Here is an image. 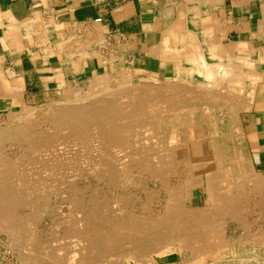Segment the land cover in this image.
<instances>
[{
    "label": "bare ground",
    "instance_id": "6f19581e",
    "mask_svg": "<svg viewBox=\"0 0 264 264\" xmlns=\"http://www.w3.org/2000/svg\"><path fill=\"white\" fill-rule=\"evenodd\" d=\"M261 1L263 3V12H264V0H261ZM176 2L177 1L174 0V2L169 3V7L164 9L161 12V18H160V21L163 24H167L172 29V30H170L171 35L170 36L167 35V37H165L163 39V42H162L163 50H168L171 47H175L178 49L179 55H180V59L179 60L176 59V61H178V69H176V74H175L174 78H175V80L178 78L179 80L187 81V80L195 79L194 76L196 75V76H199V77L204 79L202 82L200 81V84L198 83V85H202L204 87L205 86L210 87V85L214 86L213 85L214 81H215V86H216L217 85V79H218L217 77L220 76V74H224L225 76L220 78L221 80L219 82L221 83L225 79L226 80L228 79V81L232 82V85L230 88L229 87H228V89L226 88L227 90H224L225 88L221 89L222 91L218 89L219 93H217L216 95L215 94L211 95V94L207 93V95H210V96H206L205 95L206 93L204 91H203L202 95H201V92L198 91L199 86H198V88L195 86V88H197V91L200 93V95H199L200 97H197L195 99H199V100L203 99L204 100V98L209 97L211 99L217 100V104L214 105L216 107V109H213V111L209 110V112L210 113L217 112V113H221L224 115L226 110H227V114L229 111L231 116L229 117L227 122L229 123V121H230V123L229 124L224 123V125L222 124L223 126L219 125V121L223 120L225 122L227 117L224 116L222 118V120H216V118L211 116V114H209V116L206 114V113H209L208 110H206V113L197 111L198 109L194 110L193 105L194 104L196 105V102L192 103V102L182 101V99H180L181 98L180 95H176V94L172 93L173 92L172 90H176V91H178L179 89L183 90V88H180L182 86L177 87V86L173 85L172 87L171 86L167 87L168 89L169 88L171 89L168 91H166V89L165 90L162 89L161 86L160 87L159 86L154 87V86H150V85H148V86H146V85H135V86H133L132 82H131V80H132L131 75L132 74L128 75L126 72L128 70H124V68H123L120 72L121 75H119V76L115 77V75H117V74L113 69H106L108 71L105 72L104 75L99 76L97 74V75H94V78H93L94 84H96V86H100L102 88V89H100V90H102L101 91L102 95L103 94L112 95V97H114V95L119 96L118 99L122 100L121 103L116 102V101H118V100H116L117 98L115 99L116 101L112 102V101L108 100L109 98H103L102 97L101 99H98V100L94 99L96 101L89 102L85 105L84 104H69L71 106H65V107L62 105L64 107V109L62 108V111L60 110L56 116L51 117L52 118L51 123L54 125L52 127L57 128V129H59V127H60L61 129H65L66 131L68 130L67 133H70V135L73 137L72 138L73 140H80V139L82 140L83 138L87 139L88 137H90L89 135H90V133H92L91 127H93L92 126L93 123L101 122L102 125H104L106 123V125L108 126V125H110V122L116 121L115 120L116 118L122 119V117H123V119H122V123H123V120L128 118V117L130 119V116H134V117L143 116L144 117V116H146V114L148 113V110H149L151 112V114L148 113L149 116L151 115L150 117H148L149 122L150 123L153 122L152 124H154V122H156L157 124H160L159 127L161 129H164V128L166 129V127H167V129L170 128L172 130V133L167 135L168 139H166V141L164 142L165 143V149H167V150H165L163 148L165 151H163V154H161V155L159 154L160 159H157L158 164L151 166V167L148 166L150 168L149 172H151L150 174H152V175H150L148 172L147 173L150 176H153L156 179L161 180L162 184H165L166 182H168L167 179L165 178V173L167 174V171L170 168V166H173L174 168L175 167L180 168V166H181L183 169H185L187 171L189 168H192V167L195 168L194 172L196 175L205 174V177L203 178V181L201 180V178H200L201 176H200L199 178H192L188 182L190 183L191 186H194L192 188H196V186H203V190L207 195V202L209 204L207 206L209 208L208 211H211V212L215 211L216 212V211L222 210V212L225 211L224 213H226V214L231 213L232 218H233L232 220L233 221L235 220L236 221L235 223L239 222L238 225H240L242 227L246 226L248 224L247 227H250V229H251L252 222H251V225H249V222L247 223V222H241L240 220H237V218L238 217L240 218L241 215L238 216L239 214L236 215V213H237L238 209L240 208V205H242L241 203L247 201L248 204H250L249 202L252 200L251 197L254 195L256 196V199H258V200H256L258 202L257 206H256V208L258 209V212H259V210L262 209L263 197H261V193L264 192V190H263L261 185L256 184L252 187V185L254 184L253 180H257V181H255V183L260 181L261 184H262V181H261V179L257 178L258 175L253 172L251 166L249 167V172H245L244 174L243 173L241 174L242 169L239 167V165L241 164V161L237 155V150L234 148L235 145L233 146V142H232L233 139H230L233 136L230 133H227V132L225 133L224 131H228L231 128L235 129V127H237V125L235 126V124L238 121L237 118L239 116H237V115L239 114L240 111H243V110L250 111L252 109L253 104L255 102V98H256V86L260 82L264 81V78H263L264 77V69H255L256 63L249 60L248 56L250 53V51H249L250 44H248L246 42H238V43L237 42H231L230 44L226 45L223 43L222 40L224 38H226V32L228 30L222 29L225 27V25L221 23V20L217 16L218 13H216V12L219 10H222V5L224 3V0H187V1L182 2V3L181 2L176 3ZM119 18H121V16H119ZM226 22H228V20H226ZM187 24L193 25L195 30H188L186 28ZM227 27L229 29L232 28L229 26H227ZM261 27L262 28L264 27V20L261 22ZM148 28H150V27H148ZM238 28H240V27H238ZM62 35H64V33ZM87 35H85V36L88 37ZM133 41H134V39H133ZM159 43H160V41H159ZM103 44H104V39H103L102 35L101 36L93 35L88 40H81V39L75 38V37H73V39L66 40V37H64L63 39H61L59 41V43L56 45L55 49L62 51L65 54V57L69 58L71 60V62H73L74 65H78L79 63L80 64L85 63L86 57L89 55L94 56V54H97L98 57H95V56L94 57L100 63L102 61V59L100 57V54H98L97 50ZM119 44H120V49H122L121 54H120L121 55L120 57L122 59V57L125 54L124 52L126 51L125 48L127 46L122 48V46H121L122 44L121 43H119ZM67 45H68V50H66ZM237 51H239L242 54V57L239 59L240 62L238 61V58L235 57V55L237 54L236 53ZM262 53H264V52H262ZM208 55L210 57L209 59H208ZM159 56H160V54H159ZM159 56L156 58H159ZM161 56H163V55H161ZM263 57H264V55H263ZM111 59H113V58H111ZM172 61H174V60H172ZM168 62H169V60H168ZM260 64L264 65L263 59H261ZM125 69H131V68L129 67V68H125ZM242 69H248V70H242ZM75 70H77V69H75ZM104 71H105V69H104ZM138 71H140V70H138ZM226 74H228V75H226ZM170 76H171V74H170ZM227 76L231 77V78H227ZM19 77H22V76L20 75ZM252 77H255L256 79H258V81H256L255 85L252 82H250V84H248V85L246 84V86H245L244 78H248L250 80ZM112 78H113V81L110 80ZM123 84H125V85H123ZM128 84H131L132 86L128 85ZM136 84H137V82H136ZM152 85H154V84H152ZM186 85L188 86V83ZM59 86H60L59 88H62L64 86L63 81H62V84H60ZM162 87H166V85L162 86ZM185 89H186V87H185ZM187 89H188V87H187ZM22 90H24L23 84L21 82H17L14 84V87H11V85H10V87H8V89L5 91L6 95H4V97H11L13 99V107H14L15 111H17L19 108L21 111L23 109L27 108L26 103H25L26 100L24 101V99H23ZM236 90L238 92H236ZM186 92H187V90H186ZM206 92H208V91H206ZM175 93H177V92H175ZM183 93H185V92H183ZM98 95H100V94H98ZM98 95H96V96H98ZM168 95H170L169 100L167 97ZM245 95H246V98L244 97ZM96 96L93 95L92 97L95 98ZM190 96H192V95L190 94ZM241 96H243L244 99ZM92 97H90V98H92ZM192 97H191V99H193ZM98 98H100V97H98ZM76 100H77L76 98L75 99L73 98L74 102H72V103H75ZM80 100L81 99H79V101ZM203 100L201 102L202 104L204 103ZM161 101H162V103H165V104L162 105V107H163L162 109H157L156 106H154V105L160 104ZM119 104H122V106H120ZM189 105L191 106L192 110L188 109ZM160 107H161V105H160ZM209 108H211V107H209ZM49 109H50V107H49ZM206 109H207V107H206ZM29 111H31V110H29ZM39 117H40V115H39ZM217 118H219V117H217ZM140 119L138 121H140ZM145 120L146 119L143 118L142 121H145ZM118 121L119 120H117L116 122H118ZM103 122H104V124H103ZM145 122L144 123L142 122V123L145 125ZM119 123H120V121H119ZM130 124L134 125L135 123L133 124L132 122H130ZM130 124L128 123V125H129L128 126L126 123V126H125V124H124V126L129 127V129H131L132 125H130ZM143 124H141V125L143 126ZM149 125H147V126L149 127ZM134 126H138V125H134ZM147 126H146V128H147ZM25 127H27V126H19V130L21 128L23 130L21 129L22 132L17 131L18 132L17 136L19 139L20 138L22 139L25 137L24 141L27 140L29 142L27 144H29V145H30V143L33 144V141L35 140V136L33 135L34 132H31L32 130H30V132H31L30 133L29 129L27 131V129H25ZM105 127H104V130H105ZM125 127L121 128V127L115 126V125L112 126L111 128L109 127L110 132H108L109 137H107V138L110 139V141H107V138L105 140L102 135H101L102 137L100 139L103 138L105 141H107V143L109 142L108 144L111 148H112V146L116 147V148H123L125 146V144H127V142H128V141H125L126 138L123 135L124 129H126ZM159 127H157V128H159ZM100 128H101V126H100ZM152 128H154V127L152 126ZM57 129H55V130H57ZM127 129H126V131H127ZM133 129H134V127H133ZM238 129H240V128H238ZM100 130H102V129H100ZM9 131H10V129L7 130V132H9ZM58 131H60V130H58ZM66 131H65V133H66ZM97 131H99V130L96 129L95 132H97ZM161 131H163V130H161ZM161 131L159 130V132H161ZM187 131H190V133ZM102 132H103V130H102ZM136 132H137V130H136ZM151 132H149V134ZM156 132H158V131H156ZM237 132L239 133L241 131H237ZM92 134H94V133H92ZM149 134H148V136H149ZM154 134H155V132H154ZM162 134H164V132ZM44 135H47V134L44 133ZM58 135H57V137H58ZM59 136H61V135H59ZM132 136H130V137L133 138ZM150 136H151V134H150ZM156 136H154V137H156ZM98 137H100V136H98ZM104 137H106V136H104ZM53 138H51L52 140H50V139H46L44 137V139L41 138V140L43 139V143H44V140L46 139L45 144H47V146H49L48 148L51 149V148H55L56 143H58V141L55 142L53 140ZM66 138H68V137H66ZM229 139H230V142H228ZM55 140H58V139H55ZM2 141H4V140L2 139ZM37 141H39V139ZM39 142L42 143V141H39ZM41 143H40V145L43 144V143L42 144ZM107 143H105V144H107ZM178 143L180 145L182 144V147H184V149H185L184 154L181 153V155H182L181 158L178 155V151H177L178 149L176 150V147H173V146H175V144L180 146ZM155 144H158V143H155ZM137 145H136V147H137ZM159 145L160 144H158V146ZM42 146H40V147L42 148ZM32 147H33V145H32ZM46 147H45V149L47 150ZM110 147L107 148L108 151H110ZM160 147H159V149H160ZM235 147H237V146H235ZM7 149H9V148L7 147ZM107 149L105 150V152L103 151V153L102 152L101 153L104 155L102 160H103V162L108 163V164H106V167L109 168L110 172H112L113 169L115 168V166H114L115 163H119L120 166H123V168H124L123 170H126V172L130 171L134 168L131 165L132 160L131 161H130V159H129V161L127 160L128 159V157L126 156L127 154L122 158L116 159V158L109 157L107 154H105L108 152ZM144 149H146V148H144ZM152 149H154V148H152ZM17 150H18V148H17ZM19 150H20V148H19ZM39 150H40V148H39ZM42 150L43 149H41V152H42ZM142 150H143V148H142ZM130 151H131V149H130ZM43 152L45 153L44 150H43ZM110 152H113V151H110ZM134 152H136V151H134ZM147 152H148V150H147ZM159 152H161V151H159ZM129 153H131V152H129ZM229 154H232V156H230ZM22 155H23V153H22ZM37 155H38V153H37ZM106 155L108 157H106ZM131 155H129V156H131ZM139 157L141 158V162H142L141 164L143 165V166L142 165L141 166L146 167L145 164L148 165V163H149V159L147 157V154H145V153L141 154L140 153ZM243 157H244V155H243ZM131 158H132V156H131ZM9 159L11 160V158H8V160ZM5 160H7V158ZM5 160H3V161H5ZM228 161H229L228 164L230 166L228 165L229 168L226 166V169L227 168H228V170L231 169V173H230V176L228 177V180L232 181V183L229 184V186H230L229 188H226V189L224 188L225 190L222 189L223 190L222 191V190H219V187H220L219 184L222 185V183L225 182L222 180H225L226 178L223 174L224 172H222L221 167L224 164H226V162H228ZM135 162H133V163H135ZM18 163H23V162H18ZM45 166H46V164L43 166V168ZM96 166L94 167L95 169H96ZM102 166H98L99 167L98 169H100V167H102ZM141 166H139V167H141ZM6 167H8V166H6ZM6 167L0 168V240L2 238L1 234H4L5 236H7L6 240H8L9 245L10 244H12V245L17 244L19 246L22 244L21 241L23 240V237H26V236L22 237V235H21L24 231L23 227H25L26 225L25 226L23 225L25 223V221L23 220L24 218L21 215L16 216L14 212L9 213V212H12V210L15 209L16 207H19V206H17L19 204H17V200L12 197V196H14L15 193L12 196H11V194H9V190L12 191V189L9 188L10 185L7 186L9 188V190L5 187L7 185L6 184L7 181L9 180V178H11V176L9 177V174L11 172L10 166H9V170H10L9 173H7L8 171L5 172ZM49 167H51V166H49ZM49 167H47V169ZM17 168H18V165H17ZM95 169H94V171H97V172H99L100 170L102 171V169H100L99 171L97 169L96 170ZM145 169H147V168H145ZM47 171H49V169ZM143 171L144 170H142V172ZM13 172H14V169H13ZM139 173H140V171H139ZM95 174H96V172H95ZM106 174H107V172H106ZM108 175L110 176V174H108ZM127 175H128V173H127ZM109 176L106 178L110 179ZM177 176H178V174H177ZM113 177H115V176H113ZM189 177H191V176H189ZM254 177H255V179H254ZM107 181H109V180H107ZM251 181H253V182H251ZM121 182H122V180H121ZM178 182H179V180H178ZM104 183H105V181H104ZM110 183H111V181H110ZM245 183H246V185H249V188L244 187ZM17 184H19V183L17 182ZM113 184H115V183H113ZM180 184H181V182H180ZM182 184L184 186V183H182ZM250 184H252V185H250ZM11 185H13V184H11ZM223 185H224V183H223ZM178 186H179V184H178ZM172 187L169 185L167 194L165 196H163V197H165V201H164L165 204L161 207V211L159 209H158L159 211L156 210V208H154L150 202L145 203L146 202L145 201L141 204V206H143V207L140 208V214L139 215H134L133 213H129V210H127L126 213H129V214L126 217L123 216L122 218H118V219H115L112 221H106L105 220V222L98 215H96L97 213H95L96 217H95V215H91V216L90 215H84V217L81 218V220H80V222H82L84 224V226H83L84 229H81V234L84 233V235L80 238L81 239L80 241L82 243L81 248L79 250L73 249V251L71 253H69V255H71L70 256L71 258L67 257V262L64 261V264H101V263L103 264V262H104L103 260H105V261H106V259L108 260V258L110 256L112 258L114 256H118V257L127 256L129 258H133L134 255L136 256L138 254L140 257L144 256V259L147 261V264H159L158 262H156V257L161 258V257L167 256L169 254H172L174 252H178L182 257H185V256H189V257L199 256L201 258L202 257H207V258L208 257H214L213 251L215 249L220 248L222 246H224V247L226 246L225 244H223V243H225V240H223V238H225L223 235L224 227H220V226L216 227L217 224H215V227H213L210 225V223L203 222L201 219L202 216L200 215V213L198 214L197 211H195V213L190 212V213H188L189 215H187L184 211V205H183V204H185L184 200L186 198L180 197V196H182V194L184 192H182V194L180 191L177 192L176 187H174L173 191H172ZM14 189H15V187H14ZM17 189H18V187H17ZM17 189H16V191H17ZM17 192L20 194L19 190ZM129 192H130V190H129ZM190 192H191V190H190ZM12 193H13V191H12ZM147 198H149V197H147ZM20 199L23 200L24 198L23 199L20 198ZM77 200H79V199H77ZM253 200H255V199L253 198ZM94 201H95V199H94ZM21 204H22V202H21ZM80 205L83 206V204H80ZM92 205L94 206V203ZM78 206H79V204H78ZM246 207L248 208V205L245 206V208ZM242 209H244V206L242 207ZM78 210L80 211V209H78ZM84 210H85V208H84ZM97 211H98V209H97ZM201 211H203V210H201ZM246 211L248 212V210H246ZM176 212L180 213L182 217L185 216L187 218V220L182 218V217H179V219H176V217H174V214ZM250 212H251V210H250ZM24 214H26V213H24ZM203 214H204V211H203ZM210 215H211V213H210ZM27 216H29V215H27ZM216 216H217V213H216ZM208 217H209V215H208ZM208 217H207V219H208ZM262 218H263V214H262ZM27 219H28V217H27ZM205 219L206 218H204L203 220H205ZM221 219H223V218H221ZM242 219H246V218H242ZM101 220H102V222H101ZM207 221H209V220H207ZM215 221H216V219H215ZM243 221H245V220H243ZM221 222H222V220H221ZM33 223L35 224V222H33ZM192 223H195L194 226H197L199 224L200 228H203L202 226H205V228H204L205 230L204 229L201 230L200 233H198L197 235H194V236L189 235L188 230L190 228V224H192ZM226 223H227V221H226ZM27 224L29 225V222ZM211 224H213V222ZM253 225H254V222H253ZM101 226H104V227L101 228ZM191 226H193V225H191ZM26 227H28V226H26ZM31 227L33 228V226L30 225V227H29L30 230H31ZM206 227H208V229H206ZM243 229H245V228H243ZM247 232L249 234L248 238H250L251 242H252V239L254 240V238H255L254 241H257L261 244H264V231L261 232L259 230L258 233H255V234H251L250 233L251 230H249ZM28 233H31V232L28 231L27 234ZM33 233L35 234L34 231H33ZM79 235H80V233H79ZM36 236H32V237H36ZM32 237H29V238L31 239ZM76 237H77V235H76ZM245 237H247V236H245ZM37 238H38V236H37ZM25 240H27V238ZM38 240H40V238ZM246 240L247 239H245V242H246ZM26 242L27 241H25V243ZM228 242L229 241H227V243ZM241 242H244V241L242 240ZM37 243H39V242L37 241ZM76 244H79V243L77 242ZM72 245H73V243H72ZM14 246L17 247L16 245H14ZM14 246H12V247H14ZM32 246H29L28 248H30ZM62 246L64 247V245H62ZM19 248H21V247L19 246ZM126 248H128V249H126ZM9 249H11V247ZM19 251H17V252H19ZM29 251H31V250H29ZM39 251H41V250H39ZM52 251H54V250H52ZM182 251H185L184 253H186V254H184ZM26 252H28V251H26ZM113 252H115L114 255H112ZM39 255H40V253H39ZM48 255H51V253H49ZM54 255L55 254L53 253V256ZM257 255H258V253L255 256H257ZM34 257H36V256H34ZM111 257L109 258V260L111 259ZM45 258H47V257L45 256ZM23 259H25V258H23ZM23 259H22V261H23ZM39 259H41V258H39ZM135 259H136V257H135ZM140 260H136V261L140 263ZM22 261H20V262L24 263ZM40 261L45 262V259L40 260ZM47 261H48V259H47ZM50 261H51V257H50ZM52 262H53V260H52ZM55 262H53V263H55ZM183 262H185L186 264H191L190 261H188V259H186V261L183 260ZM39 264H40V262H39ZM109 264H111V263H109ZM170 264H172V263H170ZM174 264H180V263H174ZM210 264H227V263L224 260L221 261L220 258H215L214 262H212ZM238 264H263V262L259 263L257 261H248V260L245 261V260L240 259Z\"/></svg>",
    "mask_w": 264,
    "mask_h": 264
},
{
    "label": "rangeland",
    "instance_id": "374dc122",
    "mask_svg": "<svg viewBox=\"0 0 264 264\" xmlns=\"http://www.w3.org/2000/svg\"><path fill=\"white\" fill-rule=\"evenodd\" d=\"M222 29L228 30L229 28L227 26H225ZM47 30H48V37L50 40H48L47 44L44 42V47L47 45V47L50 48V50H48V53H52L53 51H57L54 48L56 46L52 47V45H55L56 43H58V41H60L64 37H66V40L73 39V37L79 38L81 40H88L93 35H95V36L96 35H99V36L102 35V37L104 39V44L101 45L99 47V49L97 50L98 54H100L102 61L99 63L98 60L95 58V57H98L97 54H94L95 57L93 55L87 56L86 60H90V59L94 60L96 62L98 69H94L93 71L87 70V72H85V73L82 72L83 69H77L76 71H80V72H82V74L75 77L72 73L71 74L72 76L68 75V80L65 81V80L61 79L64 83V86L62 87L63 89L65 88L64 90L62 88H59L60 87L59 85L62 84L61 80H59L58 83L55 80H53V81L50 80V82L48 81V83H49L48 85H46V83L44 82V95L42 97L26 99L25 103H26V107L28 109L26 108V109H23L21 111L19 108L17 111H15L14 107H13V102L11 99H6L5 101H2V100L0 101V132H1L0 133V149H1L0 152L2 151L0 153V159H1L0 160L1 161L0 162L1 163L0 168L1 167L5 168L6 166H8V167H6V170H5V172L8 171L7 173H9L11 170L12 173L10 172V174H9V177L11 176V178H9V180L6 183L7 185L5 187L8 190H9V188L12 189L13 193L11 190H9V194H11V196H12L15 193L14 196H12V197L15 198L17 200V204H19V205H17L19 207H16L15 209L12 210V212H9V213L14 212L16 216L21 215L24 218L23 220L25 221V223L23 225L28 226V227H26V226L23 227L24 231L21 235H22V237L23 236H26V237H23V240L21 241L22 244L19 245L21 248H19V246L17 244H13V245L10 244L9 245L8 240H6L7 236H5L4 234H1L2 238L0 240V264H29V263L30 264H39V262H40V264H51V263L52 264H55V263L56 264L57 263L58 264H64V261L67 262V257L71 258L70 257L71 255H69V253H71L73 251V249L79 250L81 248L82 243L80 241L81 240L80 238L84 235V233L81 234V229H84L83 228L84 224L82 222H80V220H81V218L84 217V215H90L91 216V215H95V213H97L96 215H98L104 222H105V220L106 221H112V220H115L118 218H122L123 216L126 217L129 213H133L134 215H139L140 214V208L143 207V206H141V204L145 201H146L145 203L150 202L152 204V206L154 208H156V210L159 209L161 211V207L165 204V202H164L165 197H163V196H165L167 194L169 185L171 187L173 186L172 191H173V188L176 187L177 192L180 191L181 194H182V192H184L182 194V196H180V197L186 198L184 200L185 204H183V205H184V211L187 215H189L188 213H190V212L195 213V211H197V213L198 214L200 213V215L202 216L201 219L203 222L210 223V225L213 227H215V224H217L216 227L217 226L224 227L223 235L225 238H223V240H225V243H223V244H225L226 246L220 247L221 249L220 248L215 249L213 251L214 257H208V258L207 257L201 258L199 256L182 257L178 252H174L172 254H169V255L161 257V258L156 257V262H158L159 264H170V263H172V264H174V263L186 264L185 262H183V260L186 261V259H188V261H190L191 264H208V263L210 264V263L214 262L215 258H220L221 261L224 260L227 264H238L240 259L245 260V261L246 260L257 261L259 263L263 262V264H264V244H261L257 241H254L255 238H254V240L252 239V242H251L250 238H248L249 234L247 232V231L251 230L250 233L255 234V233H258L259 230L261 232L264 231V219H263L264 218V212H263L264 211V201L262 202L263 207L261 210H259V212H258V209L256 208L257 203H258L256 200H258V199H256L255 195L251 197L252 202L250 201L249 202L250 204H248L247 201L241 203L242 205H240V208L238 209L239 212L237 211V213H236V215L239 214L238 216L241 215L240 216L241 219L238 217L237 220H240L241 222H247V223L249 222V225H251V222L253 225V222H254V225H253L254 227L251 225V229H250V227H247L248 224L246 226L242 227V226L238 225L239 222L235 223L236 221L232 220L233 218H232L231 213L226 214V213H224L225 211L222 212V210L216 211V212L212 211L213 213L211 211H208L209 208L207 206L209 204L207 202V195L203 190V186H196V188H192L194 186H191L190 183L188 182L190 179L199 178L200 176H201L200 177L201 180L203 181L205 174L196 175L194 172L195 168H193V167H192L193 169L189 168L187 171V170L183 169L181 166H180V168L179 167L174 168L173 166H170L171 169L169 168L170 170L168 169L167 174L165 173V178L168 181L165 184H162L161 180H158L155 177L150 176L152 174H150L151 172H149L150 168L148 166L151 167V166L158 164L157 159H160V155L163 154V151L167 150V149H165V143L164 142L166 141V139H168L167 135L172 133V130L170 128L167 129V127H166V129L165 128L161 129L159 127L160 124H157L156 122H154V124H152L153 122L150 123L148 117L151 116V115L149 116V114H151V112L149 110H148L149 114L147 113L146 116H144V117L143 116H137V115H136L137 117L130 116V119H129V117L124 119L123 123H122L123 117H122V119L116 118L115 120L116 121L119 120L121 124L119 123V121L118 122L112 121V122H110V125H108V126L106 125V123L104 124V122H103L104 125H102L101 122L93 123V125H92L93 127H91V130H92L91 132L94 134L90 133V135H89L90 137L87 138L88 140L86 138H83L82 140L81 139L80 140H73L72 139L73 137L70 135V133H67L68 130L66 131L65 129H61L60 127H59V129L54 128V127H52L54 125L51 123V119H52L51 117L56 116L57 113L60 110L62 111V108L64 109L65 106H71L69 104H84L85 105L89 102L96 101L94 99L98 100V99H101L102 97L103 98H109L108 100L112 101V102L118 100L116 102L121 103L122 100L118 99L119 96L114 95V97H112V95H106V94L102 95V92H101L102 90H100L102 88L100 86H96V84H94V79H93L94 75L98 74L99 76H102V75H104L105 72L108 71L106 69H113L117 74V75H115V77L121 75L120 72L123 68H124V70H128V71H126L127 74L128 75L132 74L131 75V77H132L131 82H132L133 86H135V85H146V86L150 85V86H154V87H156V86L160 87L161 86V88L164 90L166 89V91L171 90L170 88L168 89L167 87H170V86L172 87L173 85H175L177 87L182 86L180 88H183V90L182 89H179L178 91L172 90L173 91L172 93H174L176 95H180L181 96L180 99H182V101L192 102V103L196 102V105L195 104L193 105L194 110L198 109L197 111H200L203 113H206V110H208V112H209V110L213 111V109H216V107L214 105L217 104V100L211 99L209 97L204 98V100L203 99H200V100L195 99L197 97H200L199 96L200 93L198 91L201 92V95L203 94V91L206 93L205 94L206 96H210V95H207V93H209L211 95H214V94L216 95L217 93H219V90L224 89V88H225L224 90H227L228 87L230 88L232 85V82L228 81V79L227 80L225 79L223 82L220 83L219 82L221 80L220 78L225 76L224 74H220V76L217 77L218 79H217V85L216 86H215V81H214L213 82L214 86L210 85V87H207V86L204 87L202 85H198V83L200 84V81L202 82L204 79L199 77V76H196V75L194 76V78H195V79H193L194 81L193 80L183 81V80H179L178 78L175 80L173 75L170 76V74H168L167 76H164V75L160 76V75H154V74H150V73L146 74L145 72L138 71L132 65H130L128 61L121 59V57L119 55V53H120V44H119L120 42H118L119 40L116 41L115 38H112V37L106 35L104 33V30L102 29V26L99 24H94V25L89 26V27H86V26L84 27L83 25H76V26L64 25V26H61V25L52 24V25L48 26ZM63 33H64V35H62ZM85 35H87L88 37H86ZM66 50H68V45L66 46ZM111 58H113V59H111ZM64 59H65V65L66 66L73 64V63H71V60L69 58H64ZM82 67H83V65H82ZM129 67L131 69H125V68H129ZM104 69H105V71H104ZM242 70H248V69H242ZM226 75H228V74H226ZM227 78H231V77L227 76ZM110 80L113 81V78ZM256 81H258V79H256L255 77H252L250 80L248 78H244L245 86H246V84L247 85L250 84V82H252L255 85ZM136 82H137V84H136ZM169 82L170 83L172 82V83L170 84ZM187 83H188V86L186 85ZM152 84H154V85H152ZM123 85H125V84H123ZM128 85H131V84H128ZM165 85H166V87H162ZM195 86L197 88L199 86L198 91H197V88H195ZM185 87H186V89H185ZM187 87H188V89H187ZM186 90H187V92H186ZM182 91L185 93H183ZM206 91H208V92H206ZM175 92H177L178 94ZM236 92H238V91L236 90ZM98 94H100V95H98ZM190 94L193 97L190 96ZM93 95L94 96L98 95V96H96L94 98V97H92ZM90 97H92L93 99ZM98 97H100V98H98ZM167 97L169 100L170 95H168ZM191 97L194 100L191 99ZM241 97L243 98V96H241ZM244 97L246 98V95ZM73 98L77 99L75 101V103H72V102H74ZM79 99H81V100L79 101ZM202 100L204 102L203 104L201 103ZM164 104L165 103H162V101H161L160 104H157L154 106H156L157 109H162L163 108L162 105H164ZM119 105L122 106V104H119ZM160 105H161V107H160ZM49 107H50V109H49ZM206 107H207V109H206ZM209 107H211V108H209ZM188 109L192 110L190 105H189ZM29 110H31V111H29ZM247 112L248 111H245V110L239 112V114L237 115V116H239L237 118L238 121L235 124V126L237 125V127H235V129L231 128L228 131H224L225 133L226 132L230 133L233 136L230 139L234 140V141L232 140L233 146L234 145L237 146V147L234 146V148L237 150V155L241 161V164L239 165V167L242 169L241 174L242 173L244 174L245 172H249L250 166H251L253 172L256 173L254 162H253V157H252L253 154L250 152V145L248 142L249 140L247 138L246 131L244 132L245 127L242 130V126H243L242 124H244V121L246 120ZM212 113L209 112L206 114L208 116H209V114H211V116L216 118V120H222V118L224 116L227 117L225 122L223 120L219 121V125L223 126L224 123L225 124L230 123V121H229V123L227 122L229 117L231 116L229 111L227 114V110H226L224 115L221 113H217V112H212ZM39 115H40V117H39ZM142 117L146 119L145 120L146 122L147 121L148 122L146 123L145 121H142L143 120ZM217 117H219V118H217ZM139 119H140V121H138ZM129 121L132 122L133 124L135 123L134 125H138L139 127L130 124ZM142 122L143 123L145 122V125ZM126 123H127V125H128V123L130 125H132L134 127V129L132 126H131V129H129V127H125ZM124 124H125V126H124ZM141 124H143V126ZM146 124L149 125V127ZM114 125L119 126L121 128H124V127L126 129L128 128L127 131H126V129H124V133H123L124 137L126 138V139L124 138L125 141H128L127 144H125V146L123 147L124 149L123 148H116L113 146L111 148L108 144L109 142L107 143V141H110V139L107 138V137H109V133H108V132H110L109 129ZM19 126H27V127H25V129H27V131L29 129V132H30V130H32L31 132H34L33 135L35 136V140L33 141V144L32 143H30V145L27 144L29 142L27 140L24 141L25 137L22 139L18 138V136H17L18 132H22V130H23L22 128H21L22 130L21 129L19 130ZM100 126H101V128H100ZM146 126H147V128H146ZM152 126L154 128H152ZM104 127H105L106 131L104 130ZM157 127H159V128H157ZM238 128H240V129H238ZM9 129H10V131L7 132V130H9ZM55 129H57V130H55ZM96 129L99 131L95 132ZM100 129H102L103 132ZM58 130H60L61 132ZM136 130H137V132H136ZM159 130L160 131L163 130V131L159 132ZM65 131H66V133H65ZM156 131H158V132H156ZM235 131L236 132L241 131V132L236 133ZM149 132H151L150 133L151 136H150ZM154 132L157 136L154 134ZM163 132H164V134H162ZM187 132L190 133V131H187ZM44 133L47 135H44ZM58 134L61 136H59ZM148 134H149V136H148ZM57 135L59 138L57 137ZM101 135L103 136V138L105 140L107 138V141H105L103 138L100 139L102 137ZM129 135L130 136L133 135L132 136L133 138H131ZM43 136L46 139H50V140H52L51 138L54 137L53 140L55 142L58 141V143H56V145H55V148L49 149L48 148L49 146H47V144H45L46 139L44 140V143H43V139H44ZM98 136H100V137H98ZM104 136H106V137H104ZM154 136H156V137H154ZM66 137H68V138H66ZM1 138L4 141H2ZM41 138H43V139L41 140ZM38 139H39V141H42L43 144L41 142L37 141ZM55 139H58V140H55ZM230 139L228 142H230ZM40 143L43 146L40 145ZM105 143H107V144H105ZM155 143H158L160 145L158 146V144H155ZM31 144L33 145V147ZM107 145L110 147V151H113V152L108 151L107 148H109V147ZM136 145H137V147H136ZM40 146H42V148ZM7 147L9 149H7ZM45 147L47 148V150L45 149ZM159 147H160V149L161 148L162 149L160 150ZM173 147H176V150L178 149L177 150L178 155L181 158L182 157L181 153L184 154V152H185L184 151L185 149H184V147H182V144L180 146L175 144V146H173ZM17 148H18V150H17ZM19 148H20V150H19ZM39 148H40V150H39ZM142 148H143V150H142ZM144 148H146V149H144ZM152 148H154V149H152ZM41 149H43L45 151V153L43 152V150L41 152ZM106 149L108 152L105 154H107L109 157L116 158V159L122 158L127 154L126 155L128 157L127 160L128 161H129V159H130V161L132 160L131 165L134 168L132 170L126 172V170H123L124 169L123 166H120L119 163H115V165H114L115 168L113 169L112 172H110L109 168L106 167V164H108V163L107 162L105 163L102 160L103 156H104L102 153H103V151L105 152ZM130 149H131V151H130ZM147 150L149 153L147 152ZM134 151H136V152H134ZM159 151H161V152H159ZM129 152H131V153H129ZM22 153H23V155H22ZM37 153H38V155H37ZM140 153L141 154H143V153L147 154V157L149 159V163H148V165L145 164L146 167H142L143 165L141 164L142 163L141 158L139 157ZM107 155H106V157H108ZM129 155H131L132 158ZM229 155L232 156V154H229ZM243 155H244V157H243ZM6 158H7V160H5ZM8 158H11V160L10 159L8 160ZM3 160H5V161H3ZM18 162H23V163H18ZM133 162H135V163H133ZM228 163H229V161L226 162V164H224L222 166L223 168L221 167L222 172H224L223 174H224L226 179L223 177L225 180H222V181H225V182H223L224 185H223V183H222V185L219 184L220 185L219 190H222V189L225 190L226 188H229L230 187L229 184L232 183V181L228 180V177L230 176V173H231V169L228 170V168L230 166ZM45 164L47 167L51 166L48 168L49 171H47L48 169L46 166H45L46 168L45 167L43 168V166ZM17 165H18V168H17ZM9 166H10V170H9ZM95 166H96V169L98 171L100 169H102V171L101 170L99 172L94 171ZM98 166H102L103 168L100 167V169H98L99 168ZM139 166H141V167H139ZM226 166L228 167L227 169H226ZM145 168H147L148 170ZM13 169H14V172H13ZM138 170L140 171V173ZM142 170H144V171L142 172ZM105 171L107 172V174ZM95 172L97 175L95 174ZM127 173H128V175H127ZM108 174H110V176ZM177 174H178V176H177ZM256 174L258 175L257 178L262 179L261 175H259L258 173H256ZM107 175L109 176L110 179L106 178V177H108ZM113 176H115L116 178ZM189 176H191V177H189ZM120 179L122 180V182ZM254 179H255V177H254ZM107 180H109V181H107ZM178 180H179V182H178ZM104 181H105V183H104ZM110 181H111V183H110ZM253 181H254V184L256 185L255 181H257V180H253ZM253 181H251V182H253ZM17 182L19 184H17ZM180 182H181V184H180ZM113 183H115L116 185ZM182 183H184V186ZM11 184H13V185H11ZM178 184H179V186H178ZM254 184L252 185V187L254 186ZM9 185H10V187L8 188L7 186H9ZM14 187H15V189H14ZM17 187H18V189H17ZM244 187L249 188V185H246V183H245ZM16 189H17V191L19 190L20 194L16 191ZM128 189L130 190V192ZM190 190H191V192H190ZM147 197H149V198H147ZM20 198H22V199L24 198V199L21 200ZM253 198L255 200H253ZM77 199H79V200H77ZM94 199L96 202L94 201ZM20 201L22 202V204ZM93 203H94V206L92 205ZM78 204H79V206H78ZM80 204H83V206ZM247 205H248V208L250 207L249 209L247 207L245 208V206H247ZM243 206H244V209H242ZM84 208H85V210H84ZM78 209H80V211ZM97 209H98V211H97ZM127 210H129V213H126ZM201 210L204 211V214H203V211H201ZM246 210H248V212ZM250 210H251V212H250ZM24 213H26V214H24ZM210 213H211V215H210ZM216 213H217V216H216ZM262 214H263V218H262ZM27 215H29V216H27ZM96 215H95V217H96ZM208 215H209V217H208ZM27 217H28V219H27ZM174 217H176V219H179V217H182V216L180 213L176 212L174 214ZM207 217H208V219H207ZM220 217L223 219H221ZM182 218L187 220V218L185 216H183ZM204 218H206V219L203 220ZM242 218H246V219H242ZM215 219H216V221H215ZM220 219L222 220V222ZM102 220H101V222H102ZM207 220H209V221H207ZM243 220H245V221H243ZM226 221H227V223H226ZM28 222H29V225L27 224ZM33 222H35V224ZM212 222H213V224H211ZM194 224L195 223L190 224V228L188 230V233L191 236L197 235L198 233H200L201 230H203L205 228V226H202L203 228H200L199 224L197 226H194ZM30 225L33 226V228L31 227V230L29 229ZM191 225H193V226H191ZM103 227L104 226H101V228H103ZM243 228H245V229H243ZM206 229H208V227H206ZM28 231L31 232L32 234L31 233L27 234ZM33 231L35 232V234L33 233ZM79 233H80V235H79ZM36 235L38 236V238ZM76 235H77V237H76ZM32 236H36V237H32ZM245 236H247V237H245ZM29 237H32V238L30 239ZM26 238H27V240H25ZM39 238H40V240H38ZM245 239H247L246 242H245ZM242 240L244 242H241ZM25 241H27V242L25 243ZM37 241L39 243H37ZM227 241H229V242L227 243ZM75 242L76 243L78 242L79 244H76ZM72 243L74 246L72 245ZM61 244L64 245V247ZM11 245L12 246L16 245L17 247H15V246L12 247ZM9 246L11 247V249H9L10 248ZM29 246H32V247L28 248ZM56 246L57 247L59 246V247L57 248ZM126 249H128V248H126ZM29 250H31V251H29ZM39 250H41V251H39ZM52 250H54V251H52ZM17 251H19V252H17ZM26 251H28V252H26ZM182 252L184 253L185 251H182ZM39 253H40V255H39ZM49 253H51V255H48ZM53 253L55 254L54 255L55 257L53 256ZM257 253H258V255L255 256ZM114 254H115V252L112 253V255H114ZM184 254H186V253H184ZM34 256H36V257H34ZM45 256L47 258H45ZM138 256H139V254L136 256L134 255L133 256L134 259L129 258L127 256H125V257L124 256H121V257L114 256L116 258L115 259L114 257L112 258L110 256L111 259L109 260L110 257L108 258V260L106 259L107 262L105 260H103L104 261L103 264H109V263H111V264H114V263L115 264H147V261L144 259V256H141V257L140 256L138 257ZM22 257L25 259H23ZM38 257L41 259H39ZM50 257H51V261H50ZM135 257H136V259H135ZM43 258L45 259V262L40 261V260H44ZM22 259H23V261H22ZM47 259H48V261H47ZM52 260H53V262H55V261L56 262L53 263ZM136 260H140V263L137 262ZM20 261H22L24 263H21Z\"/></svg>",
    "mask_w": 264,
    "mask_h": 264
},
{
    "label": "crops",
    "instance_id": "0c3cea01",
    "mask_svg": "<svg viewBox=\"0 0 264 264\" xmlns=\"http://www.w3.org/2000/svg\"><path fill=\"white\" fill-rule=\"evenodd\" d=\"M175 1L182 3L187 0ZM172 2L174 0H0V101L11 99L13 102L11 97L4 95L8 87H14L17 82L23 84L22 95L25 101L42 97L44 82L46 85L50 80L58 83L61 79L68 80V75L72 73L77 77L87 70L98 69L96 62L91 59L83 64L66 66V57L62 51L55 49L57 51L48 53L50 48L47 45L44 47V42L47 44L50 40L47 28L52 24L84 27L99 24L106 35L119 40L122 48L127 46L122 59L128 61L135 69L160 76L171 74L174 77L178 69L176 59L179 60L180 55L175 47L163 50V39L171 35L172 29L160 21L161 12ZM216 13L222 24L232 27L226 32L223 43L250 44L249 60L256 63L255 69H264V65L260 64L261 59L264 60L262 1L224 0L222 10ZM98 19H102V22H97ZM186 28L195 30L190 24H187ZM236 53L235 57L240 62L242 54L239 51ZM158 56L159 58H156ZM20 75L22 77H19ZM263 89L264 81L256 86L255 102L247 112L242 130L245 127L244 132L246 131L250 152L253 154L255 171L262 176V184L260 181L256 184L261 185L264 190ZM261 197L264 201V192Z\"/></svg>",
    "mask_w": 264,
    "mask_h": 264
},
{
    "label": "built area",
    "instance_id": "2783aa9c",
    "mask_svg": "<svg viewBox=\"0 0 264 264\" xmlns=\"http://www.w3.org/2000/svg\"><path fill=\"white\" fill-rule=\"evenodd\" d=\"M97 22H102V19H98Z\"/></svg>",
    "mask_w": 264,
    "mask_h": 264
}]
</instances>
